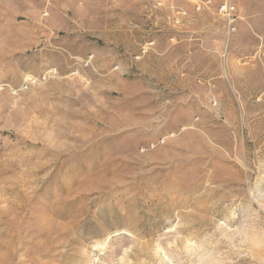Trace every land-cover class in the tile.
<instances>
[{"label":"rangeland","instance_id":"1","mask_svg":"<svg viewBox=\"0 0 264 264\" xmlns=\"http://www.w3.org/2000/svg\"><path fill=\"white\" fill-rule=\"evenodd\" d=\"M223 1L0 0V264H264V0Z\"/></svg>","mask_w":264,"mask_h":264},{"label":"built area","instance_id":"2","mask_svg":"<svg viewBox=\"0 0 264 264\" xmlns=\"http://www.w3.org/2000/svg\"><path fill=\"white\" fill-rule=\"evenodd\" d=\"M219 11L223 16H225L227 19L230 20L229 30L232 31L233 29H235L233 25V20H234V15L236 11V6L233 4V2L231 0H224L219 5Z\"/></svg>","mask_w":264,"mask_h":264}]
</instances>
